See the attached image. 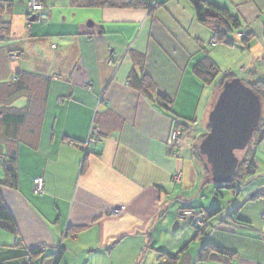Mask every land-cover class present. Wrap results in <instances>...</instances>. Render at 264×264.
I'll return each instance as SVG.
<instances>
[{
	"label": "crops",
	"instance_id": "obj_1",
	"mask_svg": "<svg viewBox=\"0 0 264 264\" xmlns=\"http://www.w3.org/2000/svg\"><path fill=\"white\" fill-rule=\"evenodd\" d=\"M144 1L150 6L42 0L43 11L33 16L26 0H0V102L10 90L3 84L15 74L23 93L10 107L25 111L17 133V186L0 188L16 230L0 231V260L17 263L43 244L39 257L50 262L57 253L55 264H134L145 250L148 264H157V251L158 258L162 251L179 255L194 240L197 262L207 244L204 264H264V135L253 148V174L227 195L209 189L213 182L192 149L208 129L221 80L205 83L195 69H219L235 40L212 43L189 0ZM207 1L238 19L236 37L251 34L246 46L254 45L256 56L245 66H257L247 79L264 82V0ZM142 75L152 82V96L138 88ZM157 92L167 97L164 106L156 103ZM176 120L189 135L175 155L168 137ZM91 125L99 139L84 154ZM175 172H181L178 181ZM37 176L43 194L33 193ZM211 191L213 198L204 201ZM183 208L222 209L210 225L236 212L197 236L178 218ZM157 230L162 249L151 246ZM159 261L167 263V256Z\"/></svg>",
	"mask_w": 264,
	"mask_h": 264
},
{
	"label": "trees",
	"instance_id": "obj_2",
	"mask_svg": "<svg viewBox=\"0 0 264 264\" xmlns=\"http://www.w3.org/2000/svg\"><path fill=\"white\" fill-rule=\"evenodd\" d=\"M42 2V0H41ZM192 4L194 9V15L196 20L202 24L204 27L208 28L212 35V41L214 44H231L228 39V34L233 32L235 29L236 31L239 28V21L237 18L230 15L228 10L224 7H219L207 0H189ZM85 4L91 7H108V8H143L149 7L150 4L144 0H86ZM1 25V24H0ZM240 36V40L244 45H246L249 40L251 39V34L247 33ZM238 33V32H237ZM236 33V34H237ZM238 37V36H237ZM212 42V43H213ZM196 74L198 77L205 83L210 82L215 78L218 73L219 69L216 66H211L209 68L204 67H197L195 69ZM235 77L234 74L230 71H227L223 74V77L220 80L219 90L222 87V84L225 80L231 79ZM20 78L17 75H13L11 81L6 82L3 84V87L8 90L6 97L0 102V164L3 166V173L1 175L0 172V188L1 187H9L15 188L18 182V171H17V144L19 143V139L17 138V133L19 131V127L25 117L24 109H11L10 104L15 99V95L21 96L23 93V89L19 88L20 85ZM245 83V82H244ZM257 95H259L261 102H262V114L259 124L254 132L253 138L245 148V150L240 151L241 156H239V165L237 167V171L233 176L232 180L227 184H216V192L220 188H229L234 189L235 183L239 182L240 179L243 177H247L253 174V148L256 143L263 137L264 135V118H263V109H264V82L262 81H254V82H247L246 83ZM138 88L148 96H152L151 92L153 90L152 82L145 76L142 75L140 78V84ZM155 101L158 105L164 106L168 102V99L165 95L160 92L156 93ZM17 126V127H16ZM183 130L186 129L183 127ZM208 131V129L206 130ZM204 136V133H203ZM99 139V134H98ZM197 139V138H196ZM194 139V140H196ZM193 154L197 156L203 164L206 166L204 159L199 154L197 149V144L193 143L192 146ZM207 172L209 174L208 168L206 166ZM217 195V193H216ZM184 209V208H183ZM191 209V208H190ZM222 209L214 208L210 211L206 209H202L201 211L205 214L207 218L211 216H215L221 212ZM236 210L232 212L230 217H233ZM0 230L5 232L11 233L15 235V225L13 219L7 209L6 205L3 202V199L0 195ZM197 236H203L205 233L201 230L196 229ZM13 246L17 244L13 241ZM211 247L207 244H204L201 252L199 254L200 260H206L207 256L209 255V249ZM44 252V251H43ZM31 255L32 256V264L40 263L41 261L44 262L45 259L48 257L41 256L39 257V253L34 249L26 250L19 258V262H11L13 264H24L23 259L25 256ZM163 255L167 256L168 262L167 263H158V264H176L178 259V254H171V253H161L160 257ZM51 256V255H50ZM58 254L56 253V258L53 264L56 263ZM0 261H8V260H0Z\"/></svg>",
	"mask_w": 264,
	"mask_h": 264
},
{
	"label": "water",
	"instance_id": "obj_3",
	"mask_svg": "<svg viewBox=\"0 0 264 264\" xmlns=\"http://www.w3.org/2000/svg\"><path fill=\"white\" fill-rule=\"evenodd\" d=\"M261 114V99L246 83L238 77L223 82L208 112V131L197 144L213 183L232 180L240 161L237 152L252 140Z\"/></svg>",
	"mask_w": 264,
	"mask_h": 264
},
{
	"label": "built area",
	"instance_id": "obj_4",
	"mask_svg": "<svg viewBox=\"0 0 264 264\" xmlns=\"http://www.w3.org/2000/svg\"><path fill=\"white\" fill-rule=\"evenodd\" d=\"M43 11V3L41 2V0H26V12L27 15H33L35 16L36 14H40ZM237 36L240 37L242 36V33L238 32ZM213 42V41H212ZM214 43V42H213ZM10 58L12 59H16L17 54L16 53H10L9 54ZM88 88H90V85H87ZM188 131L183 130V127L180 125L179 121L176 120L175 121V126L170 130L169 133V137H168V144L172 147L175 148V152L174 154L176 155L179 152L180 146L183 142H185L186 138H187V133ZM98 134H99V130L96 126L91 125L89 128V132L86 138V141L84 142L82 148H83V153L87 154L89 151V146H94L97 144L98 142ZM181 177V172H175L172 174V180L173 181H178ZM44 180L43 177L41 176H37L33 179L32 182V190L34 194H43L44 193ZM117 209H114L113 212H117ZM232 212L228 211L227 213H225V215H223V217L219 218L221 221L222 219H224L227 216H230ZM260 216L262 219H264V209L261 210L260 212ZM178 218L183 221L188 223L193 229H205L207 228L211 223L209 218H207L205 216V214L201 211V210H194V209H190V208H184V209H180L178 211ZM216 222L213 225H210L211 230L210 232H214L215 230H217V225L220 222ZM264 237V234H263ZM36 250L38 251V253H43V251L45 250V246L43 244L39 245L36 247ZM56 255L51 257L50 262H40V263H36V264H53L55 261ZM33 260H32V256L31 255H27L24 257L23 259V263L24 264H32ZM0 264H13L9 261H0Z\"/></svg>",
	"mask_w": 264,
	"mask_h": 264
},
{
	"label": "rangeland",
	"instance_id": "obj_5",
	"mask_svg": "<svg viewBox=\"0 0 264 264\" xmlns=\"http://www.w3.org/2000/svg\"><path fill=\"white\" fill-rule=\"evenodd\" d=\"M235 31H236V29L233 32L228 34L229 41H230V39H234L235 41L233 42V45H232L233 47L231 46V48L228 49V51L226 53V56L228 58V59H226L227 63L220 65L219 73L216 76V79L220 80L223 77V74L228 71L227 68L229 66V68H232V70H234L233 72H234V74L237 75L236 77L240 78L243 82L247 83L248 82L247 78H250L248 76V74L250 72V71H248V69H251L252 72L255 71V67L257 66V64L253 68L246 69L245 61L255 58L256 49H255L254 45L251 48L246 46V45H244L242 43V41L240 40V38L236 37ZM12 60H14V59H12ZM263 118H264V109H263ZM206 132L207 131H205L204 135L206 134ZM188 135H189V133H188ZM202 137H203V134L199 135L196 140H193V143L194 144H198L199 140ZM238 154H239V156L242 155L241 152L238 153ZM0 172H1V175L3 176L4 173H3L2 164H0ZM215 185H216L215 183H211L209 185V187H210L209 189L212 190ZM219 191H221L222 193L227 195V192L229 191V189L228 188H222V189L220 188ZM203 194H206V195L204 196ZM203 194L200 195V198L202 196H204L203 197L204 201L207 200V198H208V200H210V198L211 199L213 198L212 191H211V195L210 194L207 195V192H205ZM219 199L221 201V198H219ZM228 201H229V199H227V196H226L222 200L221 203H227ZM171 228H172V226H171ZM157 229H158V227H157ZM0 231H1V233H4L3 230H0ZM164 243L165 242H164V240H163V238H162V236L160 234V230H157V236H156V238L154 239L153 242L151 241V246L152 247L154 246L155 249H160L161 247H163ZM197 243H199V241L198 242H196L194 240L191 241L190 244H189L190 247L185 248L184 253L178 255V259L176 261V264H204V263L200 262L201 260L199 262H197V254H196ZM156 244H157V247H156ZM147 252H149V250L148 251L145 250V254L141 255V257H139L137 259V261H135L134 264H148V262H149L148 261L149 260L148 256L149 255H147ZM158 253L159 252L157 251V264L161 263L159 260L162 258V257L158 258ZM171 254H176V253H171ZM72 260H73V257H71V256H69L67 258H64L65 262L66 261L70 262ZM154 262H156V260Z\"/></svg>",
	"mask_w": 264,
	"mask_h": 264
}]
</instances>
